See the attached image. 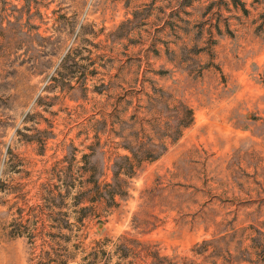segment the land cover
I'll return each mask as SVG.
<instances>
[{
	"label": "rangeland",
	"instance_id": "obj_1",
	"mask_svg": "<svg viewBox=\"0 0 264 264\" xmlns=\"http://www.w3.org/2000/svg\"><path fill=\"white\" fill-rule=\"evenodd\" d=\"M0 264H264V0H0Z\"/></svg>",
	"mask_w": 264,
	"mask_h": 264
},
{
	"label": "trees",
	"instance_id": "obj_2",
	"mask_svg": "<svg viewBox=\"0 0 264 264\" xmlns=\"http://www.w3.org/2000/svg\"><path fill=\"white\" fill-rule=\"evenodd\" d=\"M159 92V90H157ZM159 93H163L160 91ZM184 115L182 120L175 122L177 128L169 133H162L157 136L158 141L162 138H170L173 142L176 141L180 135V128L188 127L193 118L192 109L189 107L183 108ZM174 113L178 111L177 108L173 109ZM124 150L128 152V155L118 156L116 162L113 164V182L105 186L104 190L101 192L100 197L106 201H113L115 196H122L125 192L121 188V183L123 180L120 175L126 177H133L135 168H138L144 161H154L158 159L166 150L164 146H152L149 149H145L144 146L132 147L128 144L124 146Z\"/></svg>",
	"mask_w": 264,
	"mask_h": 264
},
{
	"label": "water",
	"instance_id": "obj_3",
	"mask_svg": "<svg viewBox=\"0 0 264 264\" xmlns=\"http://www.w3.org/2000/svg\"><path fill=\"white\" fill-rule=\"evenodd\" d=\"M102 228V225H99V229H101Z\"/></svg>",
	"mask_w": 264,
	"mask_h": 264
}]
</instances>
